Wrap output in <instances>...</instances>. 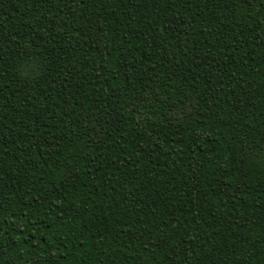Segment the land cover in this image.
<instances>
[{"label":"trees","instance_id":"trees-1","mask_svg":"<svg viewBox=\"0 0 264 264\" xmlns=\"http://www.w3.org/2000/svg\"><path fill=\"white\" fill-rule=\"evenodd\" d=\"M0 264H264V0H0Z\"/></svg>","mask_w":264,"mask_h":264}]
</instances>
